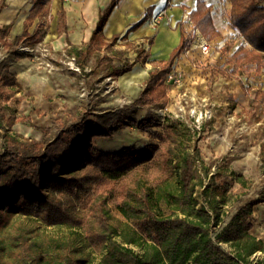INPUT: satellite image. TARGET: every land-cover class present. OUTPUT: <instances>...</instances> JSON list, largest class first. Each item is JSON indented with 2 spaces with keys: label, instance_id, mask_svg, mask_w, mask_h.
<instances>
[{
  "label": "trees",
  "instance_id": "16d2710c",
  "mask_svg": "<svg viewBox=\"0 0 264 264\" xmlns=\"http://www.w3.org/2000/svg\"><path fill=\"white\" fill-rule=\"evenodd\" d=\"M225 1L231 5L230 26L249 44L240 46L228 64L235 68L255 67L260 75L264 69V0ZM2 7L3 4L0 11ZM109 12L110 9L104 12L85 52L68 51L80 66L82 54L90 56L96 49L109 48L102 38ZM46 14L42 0H35L23 35L14 41L9 40L12 25H0V49L8 52L0 62V108L8 100V89L19 84L10 72L11 64L28 56L15 47H33L42 41V31L31 35L29 27L37 17ZM191 18L209 41L219 36L212 6L203 0H197ZM63 22L61 12L59 26ZM186 44L184 38L168 65L150 71L144 90L127 107V112L93 113L52 138L42 130V141L13 134L2 125L0 231L13 227L16 216L35 218L45 226L82 228L86 232V246L102 255L103 264H264V241L251 234L254 208L264 198L224 212L232 199V184L219 181L207 166L200 170L196 161L199 151L195 156L182 146L178 122L164 126L162 133H154L155 140H169L166 148L154 143L105 152L94 145L96 140L111 138L121 129L145 127L150 119L138 120L139 109L163 108L167 101L166 76L172 60ZM99 64L111 68L112 61L103 57ZM130 69L116 68L113 73L121 75ZM259 100H264V92H257L255 102ZM175 171L179 180L175 186L168 185ZM158 173L161 176L156 177V186L147 185ZM230 174L235 183L244 186L242 175ZM164 182L167 185L163 188ZM111 199L126 220L124 226L111 222ZM80 206L89 207L88 213L82 215ZM14 230L8 242L0 245V264H62L57 260L58 250H50V246L28 236L21 227ZM258 254L261 257L255 260ZM84 262L79 258L76 263ZM64 264L73 262L68 259Z\"/></svg>",
  "mask_w": 264,
  "mask_h": 264
},
{
  "label": "rangeland",
  "instance_id": "374dc122",
  "mask_svg": "<svg viewBox=\"0 0 264 264\" xmlns=\"http://www.w3.org/2000/svg\"><path fill=\"white\" fill-rule=\"evenodd\" d=\"M224 3L227 4L226 1ZM224 12L227 13L226 10ZM25 47L29 46L21 44L15 47L16 51L28 56L11 64L10 72L19 84L8 89V100L0 108V151L4 136L2 125L23 138L42 141V130L52 138L63 128L93 113L127 112V107L146 85L141 83L138 92L127 94L120 89L116 78L109 80L110 77L102 74L95 76L89 70V74L75 72L70 65L72 56L68 52L69 47L65 44L57 49L44 40L30 47V53L23 51ZM7 55L8 52L1 48L0 62ZM254 72V68H247L237 73L247 79L244 85L241 84L242 89L238 84L227 86L218 81L195 86L188 84L189 88L185 84L176 89L172 87L171 91L167 90V101L163 108L144 107L138 110V120L150 119L145 127L133 125L121 129L111 138L96 140L94 145L105 152L120 151L129 146L141 148L154 143L166 148L169 140H155L154 133H162L164 126L178 122L182 146L195 156L199 151L196 161L200 170L207 166L219 181L232 184V199L224 207V212L230 213L246 202L264 198V100L255 102L256 93L264 89V74L259 77ZM191 88L197 90L195 96L192 91L187 92ZM191 97L195 98L198 110L202 111L204 107L212 109L210 118L205 120L200 130L196 128L188 108L186 112L179 110L181 101L184 103L185 99L189 101ZM165 134L163 137H166ZM231 172L244 177V186L232 180ZM160 176L161 173H158L147 185L155 187L158 181L156 177ZM178 180L179 175L175 171L167 184L175 186ZM205 183L207 185L209 181ZM167 184L164 182L162 187ZM88 209L79 207L82 215L87 214ZM109 209L111 222L118 227L124 226L126 220L116 209L113 199L109 200ZM223 218L227 220V214ZM251 223V234L264 241V202L254 208ZM13 225L14 229L21 227L27 232L23 233L46 243L50 250H58L61 256L57 258L59 263L64 264L69 259L77 264L80 258L85 261L83 264H103L102 255L95 248L86 246V232L82 228L45 226L35 218L24 216H16ZM13 227L0 231V245L7 243L15 233ZM71 249L75 252L70 253ZM226 249L230 250V247ZM259 257L260 254L254 259Z\"/></svg>",
  "mask_w": 264,
  "mask_h": 264
},
{
  "label": "crops",
  "instance_id": "0c3cea01",
  "mask_svg": "<svg viewBox=\"0 0 264 264\" xmlns=\"http://www.w3.org/2000/svg\"><path fill=\"white\" fill-rule=\"evenodd\" d=\"M203 1L212 6L213 23L219 36L210 42L217 54L212 55L208 62L199 63V69L192 68L187 61L182 60L188 74L185 85H204L218 81L227 86L238 84L242 89L241 84L244 85L247 79L237 73L247 67L235 68L233 64H228L229 58L238 49L231 41V36L236 31L229 24L231 5L222 0ZM34 3L35 0H0V5L3 4L0 25H12L10 41L23 35ZM223 3L226 5L225 9ZM42 4L47 9V14L34 20L29 27V34L33 35L36 30L42 31L41 42L45 40L57 49L65 44L69 47L68 51L85 52L101 17L110 9L102 29L103 41L109 48L104 47L101 51L96 49L90 56L82 54L83 65L80 66L78 62L77 64L83 73H93L95 76L102 74L118 79L123 92L135 94L138 92V85L146 84L151 70L169 64L175 50L189 31L187 21L192 19L191 14L196 9L197 0H42ZM162 9L166 10L162 24L158 29H152L148 18ZM61 12L64 14V22L59 26ZM179 56L172 60L170 70ZM103 57L109 58L113 67L101 66L99 62ZM123 67L131 69L121 75L113 73L116 68ZM254 74L258 75L256 72ZM263 74L264 69L258 76L262 77ZM166 85L167 90L171 91L172 87L167 83ZM260 90L264 92L263 88ZM189 91H192L194 96L197 93L195 88L187 92L190 93ZM140 95L141 93L138 97Z\"/></svg>",
  "mask_w": 264,
  "mask_h": 264
},
{
  "label": "built area",
  "instance_id": "2783aa9c",
  "mask_svg": "<svg viewBox=\"0 0 264 264\" xmlns=\"http://www.w3.org/2000/svg\"><path fill=\"white\" fill-rule=\"evenodd\" d=\"M165 14L166 10L162 9L157 14L150 16L148 18L150 27L152 29H158L162 24ZM187 24L189 25V31L185 35L187 44L182 50L178 61L174 64V66L171 68V70L166 76V83L175 89L182 87L188 79V74L183 66L182 60L187 61V63H189L192 68L199 69V63L201 64L206 61L208 62L211 59L212 55L217 54V51L214 49L213 44L206 37L203 36L199 28L195 27L192 20H188ZM231 41L237 46V48L242 45L246 47L249 46L248 42L244 40L243 37L237 31L232 34ZM22 49L23 51H26L28 53L32 51L30 47H25ZM70 65L75 72H82L81 67L77 64L76 57L72 56V61L70 62ZM111 79L112 78L110 77L109 80ZM194 100L195 98L191 97L189 101L185 99L184 103L183 101H181V103L179 102L181 105V108L179 110L186 112V108H188L189 114H192L190 116L196 123V128L200 130L205 120H207V118H210L212 109H207L204 107L203 110L200 111L197 109V105ZM208 104H206V106Z\"/></svg>",
  "mask_w": 264,
  "mask_h": 264
},
{
  "label": "bare ground",
  "instance_id": "6f19581e",
  "mask_svg": "<svg viewBox=\"0 0 264 264\" xmlns=\"http://www.w3.org/2000/svg\"><path fill=\"white\" fill-rule=\"evenodd\" d=\"M140 84V83H139Z\"/></svg>",
  "mask_w": 264,
  "mask_h": 264
}]
</instances>
